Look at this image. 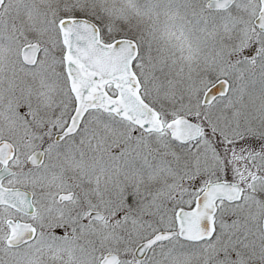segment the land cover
Segmentation results:
<instances>
[{
    "label": "snow or ice",
    "instance_id": "obj_1",
    "mask_svg": "<svg viewBox=\"0 0 264 264\" xmlns=\"http://www.w3.org/2000/svg\"><path fill=\"white\" fill-rule=\"evenodd\" d=\"M0 264H264V0H0Z\"/></svg>",
    "mask_w": 264,
    "mask_h": 264
}]
</instances>
